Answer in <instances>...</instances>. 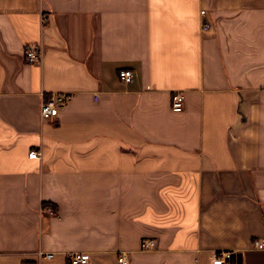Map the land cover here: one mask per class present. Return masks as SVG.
Here are the masks:
<instances>
[{"label": "crops", "instance_id": "obj_1", "mask_svg": "<svg viewBox=\"0 0 264 264\" xmlns=\"http://www.w3.org/2000/svg\"><path fill=\"white\" fill-rule=\"evenodd\" d=\"M260 237L264 0H0V264H264Z\"/></svg>", "mask_w": 264, "mask_h": 264}, {"label": "built area", "instance_id": "obj_2", "mask_svg": "<svg viewBox=\"0 0 264 264\" xmlns=\"http://www.w3.org/2000/svg\"><path fill=\"white\" fill-rule=\"evenodd\" d=\"M206 10L202 9V14H205ZM209 23L203 20V27L207 28ZM25 61L28 63H34L38 61L41 57V48L38 45H28L24 51ZM119 76L125 81H131L133 78V72L131 69H121L119 71ZM73 93L71 92H55L49 95L48 98H44L40 105V114L43 119H48L55 117L59 114L60 109L72 99ZM172 109L175 111H180L184 108V95L181 91L176 90L172 94ZM29 156L37 158L41 156V151L39 149L33 148L29 151ZM51 213L55 211L50 209ZM155 240L152 238L144 237L141 240V247L143 249H150L154 246ZM253 246L255 248H264V237L257 238L253 241ZM43 257H51L52 252H39ZM231 251H222L217 254L213 260L212 264H229L231 258ZM71 264H90V259L87 252L84 251H73L69 253ZM118 260L121 264H128L129 259L126 253L119 255Z\"/></svg>", "mask_w": 264, "mask_h": 264}]
</instances>
